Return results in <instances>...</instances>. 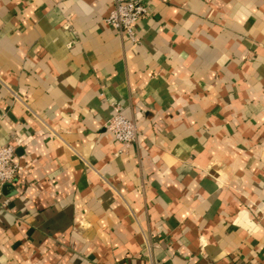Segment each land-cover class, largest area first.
I'll return each instance as SVG.
<instances>
[{
	"label": "crops",
	"instance_id": "1",
	"mask_svg": "<svg viewBox=\"0 0 264 264\" xmlns=\"http://www.w3.org/2000/svg\"><path fill=\"white\" fill-rule=\"evenodd\" d=\"M116 1L0 0V264H264V0Z\"/></svg>",
	"mask_w": 264,
	"mask_h": 264
},
{
	"label": "built area",
	"instance_id": "2",
	"mask_svg": "<svg viewBox=\"0 0 264 264\" xmlns=\"http://www.w3.org/2000/svg\"><path fill=\"white\" fill-rule=\"evenodd\" d=\"M149 14L150 6L141 0H117L104 22L132 42H138L137 23ZM114 110L105 123L106 129L124 145L134 143L138 138L137 123L123 115L119 105H114ZM18 170L15 146L12 143L0 142V184L12 182Z\"/></svg>",
	"mask_w": 264,
	"mask_h": 264
}]
</instances>
